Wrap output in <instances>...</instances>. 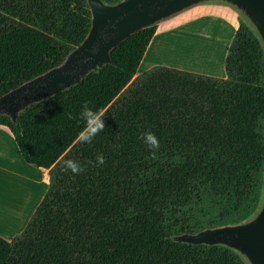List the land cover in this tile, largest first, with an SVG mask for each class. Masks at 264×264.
Instances as JSON below:
<instances>
[{
  "label": "trees",
  "instance_id": "trees-1",
  "mask_svg": "<svg viewBox=\"0 0 264 264\" xmlns=\"http://www.w3.org/2000/svg\"><path fill=\"white\" fill-rule=\"evenodd\" d=\"M92 20L88 0H0V96L64 63ZM157 29L131 34L109 63L16 121L0 113L25 161L49 170L23 231L0 235V264H252L175 237L249 221L264 201V41L239 18L225 77L165 65L138 74ZM85 102L105 110L91 144L76 139ZM69 158L85 170L65 171Z\"/></svg>",
  "mask_w": 264,
  "mask_h": 264
},
{
  "label": "water",
  "instance_id": "water-1",
  "mask_svg": "<svg viewBox=\"0 0 264 264\" xmlns=\"http://www.w3.org/2000/svg\"><path fill=\"white\" fill-rule=\"evenodd\" d=\"M204 0H123L107 4L88 0L92 27L86 39L64 63L0 96V113L17 120L29 105L49 98L75 84L111 61L110 51L131 34L188 5ZM244 8L255 20L264 41V0H228ZM177 241L192 244H223L245 255L252 264H264V201L251 220L184 233Z\"/></svg>",
  "mask_w": 264,
  "mask_h": 264
},
{
  "label": "rangeland",
  "instance_id": "rangeland-1",
  "mask_svg": "<svg viewBox=\"0 0 264 264\" xmlns=\"http://www.w3.org/2000/svg\"><path fill=\"white\" fill-rule=\"evenodd\" d=\"M197 4L201 7L205 6L209 9H215L217 12L204 14L206 16L204 18L192 19V22L171 30L165 37L159 34L165 31V28H172L177 25L180 22L179 14L187 7L158 20V36L155 38L145 62L150 57H153L152 63H155L153 64L155 66L163 63V65L169 67L198 73L205 71L219 76L226 71L225 58L227 49L236 32L239 18L245 19L255 31L260 33L255 20L244 8L234 2L228 0H204L194 3L192 7ZM226 11L230 12V23H226L221 16L222 14L227 17ZM145 64L142 67L140 65L139 72L143 73L148 70L145 69ZM262 205L256 215L261 211ZM1 227L6 233L12 231V226L10 225L1 224ZM14 236L6 239L10 240Z\"/></svg>",
  "mask_w": 264,
  "mask_h": 264
},
{
  "label": "crops",
  "instance_id": "crops-1",
  "mask_svg": "<svg viewBox=\"0 0 264 264\" xmlns=\"http://www.w3.org/2000/svg\"><path fill=\"white\" fill-rule=\"evenodd\" d=\"M192 6L193 4L182 10L179 14L180 22L177 25L172 28H165V31L159 35L165 37L171 30L192 22V19L204 18L206 17L204 14L217 12L215 9H209L205 6L201 7L199 4L194 7ZM226 12L227 17L222 14L221 16L226 23H230V12ZM157 36L158 32H156L151 40L140 64L142 67L146 63L145 69L155 66L153 65L155 63H152L153 57H150L147 62H145V59ZM160 65H163V63ZM139 68L138 74L141 73L139 72ZM202 73L212 75L205 71H202ZM225 76L226 71L224 74L219 75V77ZM48 187L49 170L26 162L9 127L0 124V234L2 236L8 238L20 233L24 229L33 212L43 199ZM1 224L12 226V231L9 229L11 232L6 233Z\"/></svg>",
  "mask_w": 264,
  "mask_h": 264
},
{
  "label": "clouds",
  "instance_id": "clouds-1",
  "mask_svg": "<svg viewBox=\"0 0 264 264\" xmlns=\"http://www.w3.org/2000/svg\"><path fill=\"white\" fill-rule=\"evenodd\" d=\"M80 119L84 122V127L78 133L77 142L78 143H88L91 144L95 136L105 129V110L103 108L94 110L89 107L88 102L82 106L79 113ZM73 117L69 114V119ZM141 139L145 142L146 145L152 150L151 155L153 159L158 158V150L160 148V141L156 134L151 130H146L141 133ZM97 165H102L105 163V158L103 154H98L96 157ZM63 167L65 171L71 170L74 174H79L84 171L86 164L73 160L65 159L63 160Z\"/></svg>",
  "mask_w": 264,
  "mask_h": 264
}]
</instances>
